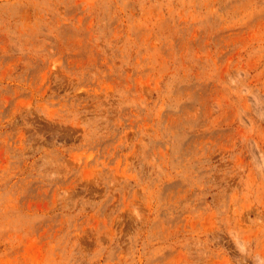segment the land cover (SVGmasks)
<instances>
[{
    "label": "rangeland",
    "instance_id": "obj_1",
    "mask_svg": "<svg viewBox=\"0 0 264 264\" xmlns=\"http://www.w3.org/2000/svg\"><path fill=\"white\" fill-rule=\"evenodd\" d=\"M0 264H264V0H0Z\"/></svg>",
    "mask_w": 264,
    "mask_h": 264
}]
</instances>
